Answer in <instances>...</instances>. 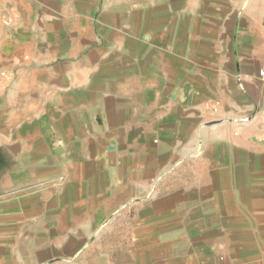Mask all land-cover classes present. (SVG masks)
Wrapping results in <instances>:
<instances>
[{
	"label": "crops",
	"instance_id": "crops-1",
	"mask_svg": "<svg viewBox=\"0 0 264 264\" xmlns=\"http://www.w3.org/2000/svg\"><path fill=\"white\" fill-rule=\"evenodd\" d=\"M0 264H264V1L0 0Z\"/></svg>",
	"mask_w": 264,
	"mask_h": 264
},
{
	"label": "built area",
	"instance_id": "built-area-1",
	"mask_svg": "<svg viewBox=\"0 0 264 264\" xmlns=\"http://www.w3.org/2000/svg\"><path fill=\"white\" fill-rule=\"evenodd\" d=\"M14 76V73L9 69L0 70V86L9 83Z\"/></svg>",
	"mask_w": 264,
	"mask_h": 264
},
{
	"label": "rangeland",
	"instance_id": "rangeland-1",
	"mask_svg": "<svg viewBox=\"0 0 264 264\" xmlns=\"http://www.w3.org/2000/svg\"><path fill=\"white\" fill-rule=\"evenodd\" d=\"M262 2L264 1V0H261Z\"/></svg>",
	"mask_w": 264,
	"mask_h": 264
}]
</instances>
